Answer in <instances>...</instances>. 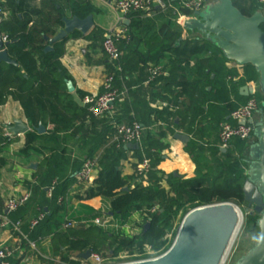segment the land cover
<instances>
[{
    "label": "trees",
    "instance_id": "1",
    "mask_svg": "<svg viewBox=\"0 0 264 264\" xmlns=\"http://www.w3.org/2000/svg\"><path fill=\"white\" fill-rule=\"evenodd\" d=\"M163 1L170 3L169 0ZM177 1L179 14L188 13L182 5L183 0ZM233 2L247 16L253 15L260 9L256 0H233ZM68 10L72 12V16L85 18L95 11V7L89 0H40L39 2L0 0V30L7 38L5 50L9 58L17 62V65L0 62V106L12 98L20 103L31 125L38 127L42 123L46 128L52 126L45 134H39L35 130L29 131L26 134V146L12 156L18 160L35 159L40 162L34 173L39 184L34 186L31 198L38 207L34 218L41 213L45 214V218L34 230L32 229L30 238L32 240L46 236L50 238L57 252H60L62 263L86 264L83 258L77 256L86 251L101 254L105 258L117 257L122 253L145 257L146 249L150 248L155 251L154 254L157 255L155 257L163 255L172 246L167 243V237L171 232L173 221L188 204L191 205L190 210H192L201 206L231 202L245 208L249 220L256 224L259 215L247 211L248 203L243 193L247 179L243 159L248 156L250 146V142L245 140L235 141V149L222 154L223 160L215 159L212 165H199L194 178L183 179L174 175L166 178L156 169L165 145L162 137L165 136L158 134L157 141L152 138L156 134L152 133L153 136L148 135L141 141V147L135 150V167L144 157L153 161L147 185L139 182L136 170L133 174H123L120 160L125 152L123 145L118 147L116 143L106 150L100 160L101 170L93 183H80L76 177L86 160L95 159L93 150L89 153L84 148L74 159L70 172L67 170V166L70 165H59V155L47 145L58 144L60 134L72 131L80 117L95 119L67 90L66 82L71 76L60 63L66 52L67 38L54 43L53 50L45 51L49 40L63 27L62 19ZM179 14L176 15V19ZM142 15V12L128 15L130 24L126 28L129 31V40H121L119 43L123 58L117 63L108 61L107 75L115 76L117 86H120L127 73L124 57L138 50L135 41L140 40L137 31L143 25ZM80 35L74 33L72 37L79 38ZM178 35L175 37L178 38ZM86 36L88 40L94 38L92 34ZM176 42L178 41L173 44L178 46L174 47L171 43L166 44L163 57L154 61V66H162L163 72L171 63H176V68H180L182 65H190L192 59L199 60L204 56H208L209 64H214L217 60H227L222 51L208 40H194L180 45ZM167 51L168 55L164 53ZM180 57L184 59H179ZM246 66L249 68L248 80H257L259 74L256 69L252 65ZM231 75H233L231 72L226 71L224 74L226 77L219 82L223 93L228 91L225 78ZM171 76L174 81L176 80L177 85L184 86L179 80L180 76L176 77L174 73H171ZM78 93L82 98L87 95L82 91ZM260 95L262 97L260 101L263 103L264 94ZM161 113L169 116L172 114L168 109H164ZM114 120L116 124H123L119 119ZM133 122L134 119H131L127 124ZM40 140L44 141V146L36 147L34 144ZM8 142L9 137L4 133L0 134V166H5L8 161ZM44 149H49L51 155L46 156ZM218 152L221 153L220 150ZM68 162L70 163V159ZM76 183H78V191L75 198L86 201L101 197L113 213L112 219L121 222L120 225H125L134 213H139L142 217L141 231L132 236H121L115 229L105 230L94 224L84 228H64L67 221L80 222L86 218L93 219L100 216L95 209L86 204L79 203L75 206L70 203V193ZM26 184L31 188L30 181H26ZM50 189L51 197L48 198L45 195ZM190 210H186V214ZM146 224H149L148 228Z\"/></svg>",
    "mask_w": 264,
    "mask_h": 264
},
{
    "label": "crops",
    "instance_id": "2",
    "mask_svg": "<svg viewBox=\"0 0 264 264\" xmlns=\"http://www.w3.org/2000/svg\"><path fill=\"white\" fill-rule=\"evenodd\" d=\"M39 1L36 0V2ZM89 1L95 7V11L92 12L94 27L88 35L92 34L94 38L88 40L87 36L83 35H80L79 38L72 37L73 34L68 36L65 44L66 52L60 59V63L70 74V80L75 85L73 92H70L68 88L67 90L83 107H85L83 103L85 97L103 92L104 80L108 73V59L102 46L105 37L113 30L122 26L127 27L130 24L128 16L125 17L116 9L117 0ZM169 1L170 3H165L167 6L165 9L160 5H155L150 13L142 15L143 25L137 31L140 40L135 41L138 50L123 59L127 73L119 84L120 86H117L123 94L116 102L113 113L93 120L82 116L76 121V127L72 131L60 134L58 144L47 145L59 155V165H70L67 166L69 172L74 159L84 148L89 153L93 150L96 166L92 179L88 183H93L98 177L101 170L100 160L106 150L114 144L116 126L114 119H119L124 124L130 123L131 119L139 122L144 127L142 140L148 135L152 137V133L156 134L152 138L157 141L159 140L158 134L165 136L162 137V142L166 146L164 145L162 148V156L156 164V169L166 178L170 175L183 179L194 178L199 165H212L215 159H224L222 154L235 149V141L228 150L219 148L220 124L224 120H230L234 124L235 122L230 119L231 112L244 103L253 90H260L259 77L257 80H248L247 70L249 68L246 65H239L230 60H217L214 64H209L208 56H204L199 60L192 59L190 65H182L180 68H176V63H171L155 81L147 82L149 70L154 66V61L163 57V51L167 48L166 44L171 43L172 45L178 41L176 44L180 45L194 40H208L197 31L186 30L177 21L175 17L180 13L178 1ZM66 16L71 17L72 12L66 11ZM127 19L129 22L125 23ZM177 34H179L178 38L175 37ZM3 37L2 34V39ZM172 46L178 45L173 44ZM121 52V58H123V51L121 50ZM164 53L168 55L169 52ZM179 59L184 58L180 57ZM226 71L233 75L225 78L228 91L223 93L219 82L226 77L224 76ZM171 73H174L176 77L180 76L179 80L183 83V87L177 85ZM229 77H236L237 80H230ZM79 91L87 95L82 98ZM164 109H168L172 114L169 116L166 113H161ZM16 118H22L31 126L20 103L9 98L6 104L0 106V134L4 133L9 137L7 150L9 158L5 166H0V213L6 212L5 203L8 199L18 197L25 191H30L32 197L34 186L39 184L34 173L40 162L35 159L27 161L12 157L23 149L27 142V133L17 137L8 135L10 133L5 125L12 123ZM51 128L52 126H48L46 129ZM177 133L187 135L189 140L183 141L176 138ZM138 144L141 147V143ZM34 145L42 147L44 141H37ZM127 145H123L125 153L120 160L124 175L133 174L136 170L134 166L136 149L127 147ZM44 153L46 156L51 155L49 149H44ZM31 163L37 164V168H31ZM26 181L32 183L31 188H28ZM77 191L78 183L74 184L70 193L71 204L75 206L79 203L86 204L104 214L103 217L95 218L108 221H106V226H101L91 222L95 218H86L82 221H87V223L82 222L73 228H84L89 224H94L105 230L106 228L115 229L121 236H132L129 235V232L132 231L129 222L121 226L116 225L117 222L112 221L113 215H110L109 206L104 203L101 197L80 201L75 198ZM45 196L51 197L49 191ZM30 199L24 207L9 214L11 218L14 216L13 220L24 219H22L24 221L22 231L25 236L15 234L11 229L1 228L0 245H6L15 250L11 259L12 264H62L60 252H57L50 238L47 236L39 237L37 240L30 238V233L34 229L29 227L28 221L33 219L38 211V207L32 198ZM47 209L48 207H46ZM130 221L137 229L139 226L137 228L136 226L142 223V217L139 213H134L130 217ZM77 256L79 257V254ZM84 260L87 263L90 258Z\"/></svg>",
    "mask_w": 264,
    "mask_h": 264
},
{
    "label": "water",
    "instance_id": "3",
    "mask_svg": "<svg viewBox=\"0 0 264 264\" xmlns=\"http://www.w3.org/2000/svg\"><path fill=\"white\" fill-rule=\"evenodd\" d=\"M62 21L63 27L49 40L45 51L53 50L54 43L76 32L86 36L94 27L92 13L85 18L65 16ZM128 22V19L125 20V23ZM183 26L186 30L201 33L222 51L227 60L243 66L252 65L259 74V88L264 94V13L261 10L247 16L235 6L233 0H208L205 8L188 18ZM6 44L0 30V62L17 65L9 58ZM67 88L70 92L75 90L72 80L67 81ZM258 115L254 140L250 143L248 156L243 159L247 175L243 193L248 203L247 211L259 215L256 221L259 235L254 246L236 264H264V101ZM241 123H245V120ZM5 127L15 137L32 130L39 134L47 131L42 123L38 127L30 126L22 118L14 119ZM175 137L189 140L187 135L181 133ZM127 147L139 149L140 145L129 143ZM30 167L37 168V164L31 163ZM251 206H254L253 210ZM242 218L240 208L231 202L194 208L185 216L174 243L166 253L157 259L131 264H223ZM148 226L146 224V228ZM91 255V251H86L79 257L88 260Z\"/></svg>",
    "mask_w": 264,
    "mask_h": 264
},
{
    "label": "built area",
    "instance_id": "4",
    "mask_svg": "<svg viewBox=\"0 0 264 264\" xmlns=\"http://www.w3.org/2000/svg\"><path fill=\"white\" fill-rule=\"evenodd\" d=\"M260 6V9L264 13V0H256ZM208 0H183L182 5L188 11V14H180L177 21L183 26L184 22L191 17L195 16L197 11H202L207 5ZM155 5H160L162 8H166V4L163 0H117L115 3L116 9L125 17L131 13L142 12L143 14L150 13ZM190 15V16H188ZM121 40H129V31L125 26L117 28L110 32L104 39L102 46L105 54L108 57V61L111 63H117L122 56L119 43ZM3 41L6 42L7 38L4 36ZM121 70V68L119 67ZM163 73L162 66H152L149 70V76L147 82L155 81ZM230 80H237L236 77H229ZM256 90H253L250 97L237 108H235L230 115V119L235 123H231L230 120H224L220 124L219 132V148L228 150L231 148L232 143L235 139L245 140L252 142L254 140V131L256 128L255 121L259 117V110L261 108L262 102L255 94ZM123 92L117 87L115 76L113 74L106 75L103 92L96 95L87 96L84 98L83 103L87 108L90 116L94 118H103L110 115L114 111L116 102L121 98ZM245 120V123H241ZM11 135V134H8ZM144 135V127L139 123L134 121L131 124H116L114 132V143L117 146L126 145L129 143H141ZM95 159L86 160L82 169L76 174L78 181L80 183H88L93 176L95 170ZM152 170V161L148 157H144L141 163L136 167V174L138 176L139 182L147 185L149 173ZM51 195V189L49 190ZM31 198V192L25 191L18 197H12L8 199L5 203V211L0 213V229H11V231L18 235H24L22 227L24 221L22 219L13 220L9 214L19 210L23 207ZM45 214L41 213L37 218L31 219L29 227L34 229L43 219ZM106 221L102 218H95L91 220L92 223L106 226ZM82 222L87 221H67L64 224L65 228H72ZM85 224V223H84ZM25 236V235H24ZM15 250L6 245H0V264H12L11 259L13 258ZM136 257L131 261H126L116 264H131L147 260L157 259L154 258H141V256H128ZM126 257V258H128ZM117 258V257H116ZM111 258H105L103 255L98 253H92L90 260L86 264H114L113 261H109ZM124 259V258H123ZM67 264V263H62Z\"/></svg>",
    "mask_w": 264,
    "mask_h": 264
},
{
    "label": "rangeland",
    "instance_id": "5",
    "mask_svg": "<svg viewBox=\"0 0 264 264\" xmlns=\"http://www.w3.org/2000/svg\"><path fill=\"white\" fill-rule=\"evenodd\" d=\"M210 1H214V0H209ZM262 92L260 90L256 91L255 94L256 96L261 99V94ZM240 139H235L234 141H239ZM237 206V205H236ZM239 207V206H237ZM191 205H186V208L181 211L174 219L173 224H172V229L171 232L169 233L168 237H167V243L169 245H172L176 239V235L178 234V231L183 223V220L185 218V216L191 211ZM240 210L242 211V223L238 229V231L235 234V237L233 238V241L230 245V248L227 252V255L224 259L223 264H236V262L239 260V258L244 255L250 248H252L257 240V237L259 235V228L257 227V225L252 222L251 220H249L248 218V214L246 213L245 208L243 207H239ZM188 210H190L187 214L186 212ZM100 217H103L104 214L98 212ZM186 214V215H185ZM114 222H117L116 225H120L121 222L117 221L116 219L112 220ZM133 222L130 221L129 219V224L132 227V231L129 232V235H135L138 234L140 232L141 226L137 225L136 228L139 226V228L135 229L132 224ZM121 226V225H120ZM109 229V228H108ZM107 230V228H106ZM155 251L151 250L150 248L146 249L145 252V257H140L139 259H143V258H154L155 256H157L156 254H154ZM131 254L128 253H122L119 256L116 257H109L111 258L109 261H113L114 264L116 263H122V262H126V261H131L133 259H136L134 257H128ZM128 257V258H126ZM124 258V259H123Z\"/></svg>",
    "mask_w": 264,
    "mask_h": 264
},
{
    "label": "flooded vegetation",
    "instance_id": "6",
    "mask_svg": "<svg viewBox=\"0 0 264 264\" xmlns=\"http://www.w3.org/2000/svg\"><path fill=\"white\" fill-rule=\"evenodd\" d=\"M253 208H254V206H251V208H250V209H251V210H253ZM255 213H256V212H254V214H255ZM257 214H258V213H257Z\"/></svg>",
    "mask_w": 264,
    "mask_h": 264
}]
</instances>
